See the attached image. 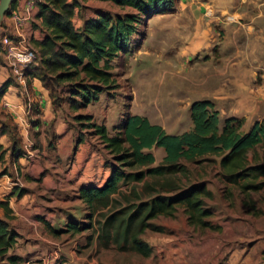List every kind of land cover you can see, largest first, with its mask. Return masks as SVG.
<instances>
[{
	"label": "rangeland",
	"instance_id": "374dc122",
	"mask_svg": "<svg viewBox=\"0 0 264 264\" xmlns=\"http://www.w3.org/2000/svg\"><path fill=\"white\" fill-rule=\"evenodd\" d=\"M99 10L124 12L111 2L89 0L76 16V26ZM185 18L189 24H182ZM5 22L6 18L0 24V42L5 35H14ZM138 28L130 52L113 59L117 87L104 92L98 102L75 112L69 110L72 115L66 112L68 106L64 107L77 135L80 132L85 135V148L97 154L94 171L97 182L104 169H108L110 176L111 167L117 163L94 129L88 127V119L76 120L75 115L93 116V121L108 127L110 135L117 133L115 126L126 114L146 116L167 133L179 134L193 127L190 110L195 101L211 100L220 112L222 125L235 111L234 102L239 103L240 95L246 94L248 106L238 117L245 120L242 130L247 132L256 122L264 120V0H177L173 12L146 18ZM189 38L196 45L190 46ZM28 44L35 47L33 41ZM0 57H4V52ZM218 87L223 89L220 94ZM33 104L34 101L35 113ZM23 124L19 125L20 132L27 134ZM29 151L33 153L31 148ZM152 151L155 164L161 163L164 149L154 147ZM257 152V158L250 153V161L264 163V147L259 146ZM183 163L188 165L192 181L206 182L215 194L207 200L213 210L209 218L212 228L190 226L180 206L175 217L162 215L151 220L163 229H147L142 235L153 248L149 257L133 250H120L114 242H107L102 226L109 217L130 211L149 199L143 182L121 184L112 202L94 211L79 191L72 190L64 181V192L47 193L56 201H45L50 211L55 212L50 219L57 222L60 232L55 234L50 228L42 231L38 227L37 236L44 248L40 245L33 253L21 251L25 261L18 264H264V188L244 193L239 186L222 179L218 164H194L186 160ZM72 221L85 227L70 229L68 223ZM20 240L18 237L22 244L24 239ZM21 248L18 245L11 252ZM0 264L11 263L5 258Z\"/></svg>",
	"mask_w": 264,
	"mask_h": 264
},
{
	"label": "trees",
	"instance_id": "16d2710c",
	"mask_svg": "<svg viewBox=\"0 0 264 264\" xmlns=\"http://www.w3.org/2000/svg\"><path fill=\"white\" fill-rule=\"evenodd\" d=\"M86 1L89 0H40L32 23L41 29L43 38L35 42L37 58L25 70L26 77L42 81L55 107L68 106L72 112L98 102L104 92L117 87L113 59L120 53L130 52L139 24L157 14L173 12L177 0H95L111 2L124 12L112 14L99 10L94 16L85 17L80 26H75L74 19ZM36 20H40V24ZM0 55H3V47H0ZM3 61L0 57V63ZM12 81L9 79L0 87V97ZM190 114L193 127L180 134L167 133L146 116L126 114L115 126L117 133L110 135L108 127L93 121V116H74L76 120L88 119V127L94 129L117 163L111 167V174L102 186H82L81 198L96 211L112 202L123 183L143 182V188L149 191L148 200L130 211L109 217L102 226L107 242H114L120 250H133L149 257L153 248L142 235L147 229H163L151 220L162 215L175 217L180 206L190 226L202 230L213 227L209 220L213 210L207 200L213 199L215 194L206 182L190 179L191 172L183 160L218 164L222 179L239 186L244 193L264 188V163L250 161V153L257 158V148L264 147V120L256 122L247 132L242 130L243 118L230 117L220 125V112L211 100L195 101ZM6 117L7 126L11 128L12 153L21 156L25 149L20 129ZM85 140L80 132L75 149ZM154 147L165 151L157 165ZM3 155L4 152L1 158ZM24 193L26 190L21 188L11 192V196L21 197ZM139 199H142L141 194ZM0 206L5 210V218H0V260L7 258L11 264H18L21 257L8 256L20 236L9 222L13 210L8 202H0ZM79 225L85 227L83 223H68L74 230H79Z\"/></svg>",
	"mask_w": 264,
	"mask_h": 264
},
{
	"label": "crops",
	"instance_id": "0c3cea01",
	"mask_svg": "<svg viewBox=\"0 0 264 264\" xmlns=\"http://www.w3.org/2000/svg\"><path fill=\"white\" fill-rule=\"evenodd\" d=\"M24 2L25 0H17L14 9L22 6ZM36 23L40 24V20H36ZM182 24H189L186 18L184 21L182 20ZM5 25L12 34L16 33L10 15L6 17ZM80 25L79 23L78 26ZM22 33L30 42H36L43 38L41 29L35 27L34 23L24 26ZM189 40L190 46L196 45L195 40L192 38ZM3 58V63H0V87L8 79H13V81L7 92L0 97V145L2 146L0 150V202L9 203L13 210V218L9 220L10 225L20 234V239H24L22 244L16 242L8 256L21 257L23 262L25 259L21 251L29 250L33 253L40 249L41 242L37 236L38 227L42 231L51 229L55 234L61 230L59 226L55 225L57 222L50 219L55 216V212L50 211V206L45 204V201L53 202L56 201V198L49 197L47 193L64 192L66 189L65 186H62L64 181L73 187L72 190L77 189V191L82 186H102L109 177V171L104 169L103 176L99 178L98 182L95 181L97 154L95 151L85 148L86 141L77 148L78 150L75 149L78 135L75 126L69 124V115H72L69 113V109L65 107L66 112L69 113L67 115L64 113V107H55L49 90L43 86L40 79L25 77L23 80L19 78L6 60L5 55ZM217 89L218 94L223 90L222 87ZM216 96L218 97L217 94ZM240 98L241 101L237 100L239 103L234 102L233 110L235 111L230 117H240L243 115L242 113H245L244 109L248 106H245V102L249 101V97L246 94H241ZM33 101L35 113L32 110ZM6 103L8 107L4 106ZM4 115L9 116L12 119V124L17 125L18 128L23 123L28 127L27 134L20 133L25 149V153L21 156L12 153L11 128L7 126ZM2 130L4 131L1 133ZM27 142L32 144L30 148L35 156H28ZM2 152L4 155L1 158ZM68 158L73 160L68 161ZM102 178L103 180L100 181ZM21 188L26 190L23 196H11V192L14 190L18 192ZM0 218H5V210L2 206H0ZM71 218L73 216H70ZM25 242L27 244L23 245ZM18 245L22 248L12 253L11 250H16Z\"/></svg>",
	"mask_w": 264,
	"mask_h": 264
},
{
	"label": "built area",
	"instance_id": "2783aa9c",
	"mask_svg": "<svg viewBox=\"0 0 264 264\" xmlns=\"http://www.w3.org/2000/svg\"><path fill=\"white\" fill-rule=\"evenodd\" d=\"M40 0H25L22 6L12 9L10 18L15 26L14 35H5L2 40L6 60L12 66L14 73L25 80V70L37 58L34 48L28 44L27 37L22 33L23 27L32 23L38 13ZM26 129L27 126H25ZM26 147H32L29 142ZM30 149V148H29ZM28 149V156L33 153Z\"/></svg>",
	"mask_w": 264,
	"mask_h": 264
},
{
	"label": "water",
	"instance_id": "95a60500",
	"mask_svg": "<svg viewBox=\"0 0 264 264\" xmlns=\"http://www.w3.org/2000/svg\"><path fill=\"white\" fill-rule=\"evenodd\" d=\"M17 0H0V24L11 14V7Z\"/></svg>",
	"mask_w": 264,
	"mask_h": 264
}]
</instances>
